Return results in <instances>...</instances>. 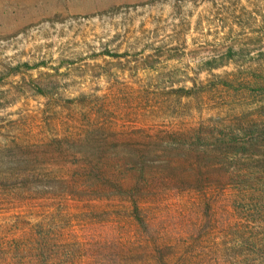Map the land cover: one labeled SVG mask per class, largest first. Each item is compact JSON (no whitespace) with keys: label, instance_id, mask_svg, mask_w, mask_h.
Here are the masks:
<instances>
[{"label":"rangeland","instance_id":"374dc122","mask_svg":"<svg viewBox=\"0 0 264 264\" xmlns=\"http://www.w3.org/2000/svg\"><path fill=\"white\" fill-rule=\"evenodd\" d=\"M255 123L264 0H0L1 240L41 216L49 237L86 240L88 264H122L126 217L83 210L134 200L179 264H253L226 233L244 222L222 179L238 170L207 137Z\"/></svg>","mask_w":264,"mask_h":264},{"label":"trees","instance_id":"16d2710c","mask_svg":"<svg viewBox=\"0 0 264 264\" xmlns=\"http://www.w3.org/2000/svg\"><path fill=\"white\" fill-rule=\"evenodd\" d=\"M24 65L28 69L39 66L29 63ZM17 72L19 70L15 69L14 73ZM35 87L43 96H49L52 92L39 86ZM174 92L181 97H191L198 93L194 86L180 87ZM77 100H81V97L70 99L68 102L74 103ZM201 137L202 135L199 136ZM207 138L213 146L209 152H216L220 157L218 164L238 170V175L229 170V174L223 175L222 179L228 180L230 190L234 186L232 206L234 211H243L244 222H239L237 226L229 224L226 233L235 237L233 241L236 247L246 250L242 253L252 256L253 264L258 261L264 264V230L261 229V224L255 225L256 222H252V212H264V124L255 123L237 128L229 126L219 129L217 134H208ZM248 162L251 163L250 171L240 174L238 163ZM210 199L204 201L207 208L211 207ZM83 211L90 215L89 218H103L110 223H115L118 216L126 217L123 224H128L135 233L133 235L125 228L126 234H129L125 236L124 232L123 237L117 238L124 241V244L120 243L122 250L112 253L123 259L122 264H138L140 258L145 257L152 264H179L165 253V243L158 241L149 214L139 202L130 200L129 204L121 202L111 208H91ZM49 224L52 223L39 216L29 224L26 234L16 239H0V264H88L86 254L82 253L87 246L86 240L66 235L49 237L54 233Z\"/></svg>","mask_w":264,"mask_h":264}]
</instances>
